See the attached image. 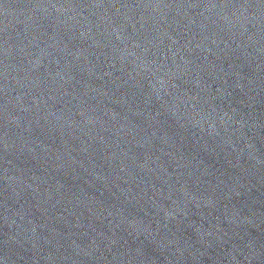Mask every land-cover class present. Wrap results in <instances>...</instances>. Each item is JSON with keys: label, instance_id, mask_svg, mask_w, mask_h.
<instances>
[{"label": "water", "instance_id": "1", "mask_svg": "<svg viewBox=\"0 0 264 264\" xmlns=\"http://www.w3.org/2000/svg\"><path fill=\"white\" fill-rule=\"evenodd\" d=\"M0 264H264V0H0Z\"/></svg>", "mask_w": 264, "mask_h": 264}]
</instances>
